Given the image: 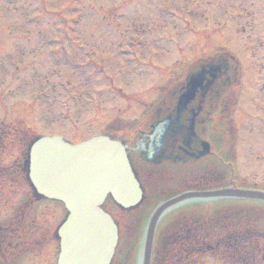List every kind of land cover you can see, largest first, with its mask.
I'll return each mask as SVG.
<instances>
[{"label": "rangeland", "instance_id": "obj_1", "mask_svg": "<svg viewBox=\"0 0 264 264\" xmlns=\"http://www.w3.org/2000/svg\"><path fill=\"white\" fill-rule=\"evenodd\" d=\"M75 47L83 48L75 55L94 50L91 63L101 71L92 70L89 77L100 84L98 94L93 92L97 86H89L93 94L85 103L77 89L80 100H63L49 111L34 100V75L49 69L47 51ZM93 64L74 68L90 72ZM64 69L61 81L71 79L70 68ZM195 72L200 84L189 105L195 108L192 143L207 142L209 154L181 167L162 165L151 179L162 185V193L176 192L217 184L221 170L223 183L264 189V0H0V119H19L35 135L78 141L101 130L114 135L117 127L138 132L150 117L169 110ZM13 185L0 187V221L36 215L33 225L26 224L31 217L24 218V238L33 242L46 234L40 249L14 264H56V245L48 238L66 212L63 203L25 202L29 187ZM195 203L181 205L164 219ZM155 204L130 212L107 201L119 230L114 264L137 263L145 217ZM229 204L239 208L234 201ZM193 264L221 262L203 256Z\"/></svg>", "mask_w": 264, "mask_h": 264}, {"label": "water", "instance_id": "obj_2", "mask_svg": "<svg viewBox=\"0 0 264 264\" xmlns=\"http://www.w3.org/2000/svg\"><path fill=\"white\" fill-rule=\"evenodd\" d=\"M189 99V95L184 96ZM170 120L159 122L154 130L159 142L171 130ZM159 143H154L157 148ZM28 178L39 195L62 202L69 213L58 230V264H108L116 243L114 223L102 210L111 196L123 207L140 199L141 190L130 170L124 146L118 140L98 135L78 144L60 136L40 137L30 145ZM237 196L264 200L262 191L218 189L180 194L160 204L149 218L144 235L143 262L149 264L155 225L172 203L189 197Z\"/></svg>", "mask_w": 264, "mask_h": 264}, {"label": "trees", "instance_id": "obj_3", "mask_svg": "<svg viewBox=\"0 0 264 264\" xmlns=\"http://www.w3.org/2000/svg\"><path fill=\"white\" fill-rule=\"evenodd\" d=\"M26 137L28 138L27 131L22 127L0 121V187L7 181L14 184H29L27 153L29 144L33 140H27ZM14 152L16 155L7 164L4 158ZM31 199L33 201L35 198ZM192 224L181 225L180 232L185 231L183 235L179 233L177 227L173 226L163 242L160 241L162 264L164 260L170 264H192L195 257L202 254L233 261L241 257L243 251V254L248 256L256 251L261 253L264 250L261 246L264 241L262 230L260 232L245 230L240 234L230 231L223 235L214 230L213 226L204 224L203 220L195 225Z\"/></svg>", "mask_w": 264, "mask_h": 264}, {"label": "flooded vegetation", "instance_id": "obj_4", "mask_svg": "<svg viewBox=\"0 0 264 264\" xmlns=\"http://www.w3.org/2000/svg\"><path fill=\"white\" fill-rule=\"evenodd\" d=\"M124 142L126 146V151L129 153L130 159L132 160L133 169L135 170L137 180H139L141 188L143 189V185H144L146 189L148 188L151 192L159 191V188H157L156 185L153 184L151 180L149 179V175H148L149 165H146L145 163H143L144 161L142 160V157H145L147 152H150V153L152 152V150H150V145L152 144V142L149 140V135L148 134L143 135L142 132H137L133 135L127 136ZM167 143H170V141H167ZM167 143L166 141H163L160 148L163 147L164 154L165 153L167 154L168 152L169 155H171L172 154L171 150L173 149L174 145L173 143H171L170 146H167V150H166L165 146ZM160 148L157 151V153L152 152L154 154L153 155L154 159L160 156ZM144 191L145 190L143 189V192Z\"/></svg>", "mask_w": 264, "mask_h": 264}, {"label": "bare ground", "instance_id": "obj_5", "mask_svg": "<svg viewBox=\"0 0 264 264\" xmlns=\"http://www.w3.org/2000/svg\"><path fill=\"white\" fill-rule=\"evenodd\" d=\"M138 264H140V260L138 261Z\"/></svg>", "mask_w": 264, "mask_h": 264}]
</instances>
